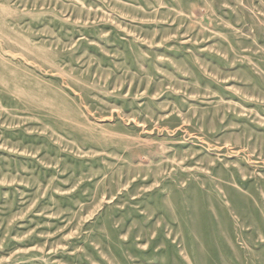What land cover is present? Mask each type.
<instances>
[{"label":"rangeland","instance_id":"obj_1","mask_svg":"<svg viewBox=\"0 0 264 264\" xmlns=\"http://www.w3.org/2000/svg\"><path fill=\"white\" fill-rule=\"evenodd\" d=\"M0 264H264V0H0Z\"/></svg>","mask_w":264,"mask_h":264}]
</instances>
